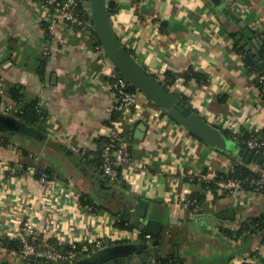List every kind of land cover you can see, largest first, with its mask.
<instances>
[{"label": "crops", "instance_id": "obj_1", "mask_svg": "<svg viewBox=\"0 0 264 264\" xmlns=\"http://www.w3.org/2000/svg\"><path fill=\"white\" fill-rule=\"evenodd\" d=\"M108 7L114 30L137 61L160 82L177 74L169 90L184 96L225 144L193 134L142 91L133 109L117 111L109 75L115 66L97 47L93 29L54 22L55 10L44 0H0L3 99L17 106L11 90L18 89L24 100L37 99L45 115L38 126L20 121L23 130L0 128V264L31 261L2 242L16 239L26 220L40 236L38 246L60 250L105 236L100 250L106 253L144 244L143 235L150 253L131 264H153L156 248L180 264H264V228L244 230L264 214V188L216 194L194 180L237 163L264 174L263 164L247 161L243 152L251 149L229 134L264 128V96L239 51H262L264 0H109ZM189 69L207 80L180 75ZM17 113L4 114L18 119ZM114 126L131 148L117 181L98 163L100 140H109ZM42 172L50 177L42 180ZM195 192L205 197L191 207ZM142 199L145 221L163 224L158 246L151 243L154 234L137 225ZM124 210L136 216L129 221L133 228L116 224Z\"/></svg>", "mask_w": 264, "mask_h": 264}, {"label": "water", "instance_id": "obj_2", "mask_svg": "<svg viewBox=\"0 0 264 264\" xmlns=\"http://www.w3.org/2000/svg\"><path fill=\"white\" fill-rule=\"evenodd\" d=\"M108 4L109 0H87V11L90 15L97 40L102 45L105 53L116 69L156 104L166 108L168 114L172 118L185 126L193 134L212 144L224 145L225 139L222 138L220 132L208 124L183 99L169 90V88L165 87L137 61L126 45L122 43L118 34L114 30ZM241 42L244 43V41ZM246 47L250 48L249 45ZM24 126L25 125L15 117L0 112V128L7 130L8 132H13L16 130H23ZM243 153L246 156L247 161L252 159L257 163L264 165V159L258 156L254 151L245 149ZM147 208L148 202L143 199L140 200L137 209L142 220L138 221L137 225L140 229L153 233L155 237L151 240V243L154 246H158L164 237L163 224L153 220L145 221ZM118 213L121 214L126 221H130L131 223L136 222V216L126 215V210L123 212L119 211ZM147 247L148 240L145 241L144 244L130 245L127 247L121 246L120 248L114 247L112 248V251H107L106 253L102 252L93 258H86L78 261L75 260L66 264H130V261L135 257L145 258L146 255L150 253L146 251ZM108 253H110V255H108ZM151 254L158 257V248L154 249ZM28 264L51 263L47 261L35 262L34 260H31Z\"/></svg>", "mask_w": 264, "mask_h": 264}, {"label": "built area", "instance_id": "obj_3", "mask_svg": "<svg viewBox=\"0 0 264 264\" xmlns=\"http://www.w3.org/2000/svg\"><path fill=\"white\" fill-rule=\"evenodd\" d=\"M48 1V3L55 10L54 22L62 21L69 25L81 26L89 32L93 29L90 17L84 18L78 12V0ZM97 47L99 49H103L100 43ZM109 75L111 77V93L119 100L118 105L115 107L116 110L124 113L126 111H130L136 106L141 90L136 86L132 87L133 84L125 76H123L120 71L116 69V67L111 69ZM259 79L264 80V75L259 76ZM5 93L6 89L4 87V83L0 79V95L4 97ZM21 105L22 102L18 103L17 106L10 105L3 99L0 101V112H18ZM38 109L41 110L40 103H38ZM234 137L238 144H241L258 154L264 149V137L261 134H256L249 138H242L236 133ZM101 156L103 161L102 168L105 175L110 180L117 181L121 176L123 166L131 160L130 142L122 135L118 126H114V131L109 136V141L102 148ZM30 171L32 173H36L35 168H30ZM41 177L42 180H45L50 176L47 172H42ZM196 177L201 181H213L217 185L218 190L227 195L233 194L244 188L242 180L233 177L222 178L219 177V174L211 175L203 172L197 174ZM250 184L255 186V188H264V174L251 178ZM22 223L21 233L16 239L19 240L21 244L20 253L23 256L28 257L30 260L38 259L50 262L51 264H66L78 259L79 252L83 253L88 251L90 246L93 248H101L108 241L105 236H101L92 241L81 242V244H79V242H72L71 247L67 250H60L52 243H46L45 246L40 247L37 244V234L35 233L33 223L28 220ZM144 237L150 239L152 235L147 233Z\"/></svg>", "mask_w": 264, "mask_h": 264}, {"label": "trees", "instance_id": "obj_4", "mask_svg": "<svg viewBox=\"0 0 264 264\" xmlns=\"http://www.w3.org/2000/svg\"><path fill=\"white\" fill-rule=\"evenodd\" d=\"M44 1H46L47 3L49 2L48 0H44ZM78 1L79 2L77 5V10L80 13V15L84 18L90 17V15L87 11V5H86L87 0H78ZM92 31L96 37L94 29ZM239 51H241V53L243 54V59H244V64H245L246 70L248 71V73L254 75L255 82L260 87L261 93L264 96V80L259 79V76L264 75V45L262 46V51L258 56L252 55L250 52L246 51L242 46H239ZM180 75L185 76L187 79H189L193 76H197L199 79H202L203 81L207 80L206 77L200 75L198 72L194 71L193 69H189ZM176 76H177V74H170V75L166 76V81H164V82L162 81L161 83L165 87L168 88L169 85H171L173 83ZM132 87H135V86L132 85ZM11 93L15 97V101H17V103L22 102L21 109L16 114V117L19 119V121H21L25 125L38 126V124H41L45 118V115L41 110L38 109V102L39 101L37 99L24 100L23 96L19 93L18 89H12ZM182 99L185 101L184 96H182ZM1 100H3L2 95H0V101ZM119 117H120V113H118V112L113 115V119H118ZM236 133L239 136H241L242 138H249V137L254 136L256 134H261L264 137V128L260 131H257V132H245V133L239 132L238 133V132L230 131L229 132L230 136L234 139V141L236 143H238L234 137L236 135ZM108 141L109 140L107 138L100 140L101 145H100V151H99V155H98V159H99L98 163L101 165H103L101 151H102L103 146ZM239 145L243 146L241 144H239ZM259 155L262 157L264 156V149L262 152H259ZM254 176H257V175L250 168H248L246 165L241 164V163H237L234 166V168L228 172H220L219 173V177H222V178L233 177V178L241 179L244 188H251V189L255 188V186L250 184V179L253 178ZM194 180L200 181L206 188L211 189L216 194L219 191L217 185L213 181H201V180H198L197 178H194ZM204 197H205V195L203 193L199 194V193L195 192L194 195L192 196L191 200H190L191 207H195L196 205L201 204L204 200ZM82 202L84 204H90V205L93 204L91 201V198L88 196H82ZM116 224L120 227H123V228H133L135 226L134 224H131L128 221H126L125 218H120L119 220L116 221ZM263 228H264V214L251 218L245 224L244 230H246L248 233H250V232L260 230ZM144 233L145 232H143V234ZM36 240H37V244H38L40 241L39 235H37ZM141 240L143 243L146 241V239L143 238V235H142ZM2 242L5 245L12 247L14 250L21 252V244H20L19 240L10 239V238H2ZM100 249L101 248H93L90 246V249L88 251L83 252V253L79 252L78 255H79V257H84L85 259H86V257L87 258H93L94 256H97L98 254L102 253V250H100ZM25 259H26V261H30V259L28 257H25ZM152 262H153V264H180V259H178L177 257H174V256H166V255L159 254V256L154 258V260ZM95 264H97V263H95ZM123 264H126V263H123Z\"/></svg>", "mask_w": 264, "mask_h": 264}]
</instances>
